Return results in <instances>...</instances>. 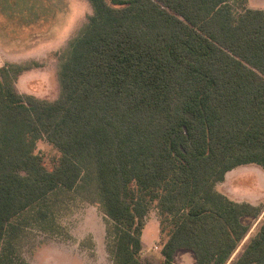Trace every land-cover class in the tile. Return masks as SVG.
Masks as SVG:
<instances>
[{"label": "trees", "instance_id": "obj_1", "mask_svg": "<svg viewBox=\"0 0 264 264\" xmlns=\"http://www.w3.org/2000/svg\"><path fill=\"white\" fill-rule=\"evenodd\" d=\"M92 13L59 64L53 101L17 91L0 67V264L29 224L54 231L49 199L93 169L111 264L143 261L153 201L160 264H264L263 211L215 189L237 166L264 171V8L248 0H88ZM39 139L60 154L35 151ZM31 211V212H30ZM30 212V213H29ZM164 218V221H163Z\"/></svg>", "mask_w": 264, "mask_h": 264}, {"label": "rangeland", "instance_id": "obj_2", "mask_svg": "<svg viewBox=\"0 0 264 264\" xmlns=\"http://www.w3.org/2000/svg\"><path fill=\"white\" fill-rule=\"evenodd\" d=\"M91 13L88 0H0V67L7 65L12 73V69L21 66V70L12 73L18 92L48 101L58 97L62 55L70 40L87 24ZM35 151L44 156L48 167H51V158L60 154L44 139L37 141ZM94 174L92 169L89 177L75 188L48 200L57 225L53 232L40 227L44 224L33 222L27 226L18 241V250L27 262L111 264L105 237L106 221L96 197ZM214 187L235 201L249 202L263 209L257 218L245 219L249 231L231 260L256 233L263 219L264 171L254 163L240 165L227 171ZM162 217L153 201L142 233L141 256L146 263L161 262L160 249L165 238V234L161 237L159 228ZM192 262L195 263L193 251L179 249L174 253L175 264Z\"/></svg>", "mask_w": 264, "mask_h": 264}, {"label": "crops", "instance_id": "obj_3", "mask_svg": "<svg viewBox=\"0 0 264 264\" xmlns=\"http://www.w3.org/2000/svg\"><path fill=\"white\" fill-rule=\"evenodd\" d=\"M247 5L251 8H264V3H262L261 0H248ZM146 227H144L143 232L145 231ZM141 240H142V236H141ZM143 246H144V242L142 240V248H143ZM190 264H194V262H192Z\"/></svg>", "mask_w": 264, "mask_h": 264}]
</instances>
